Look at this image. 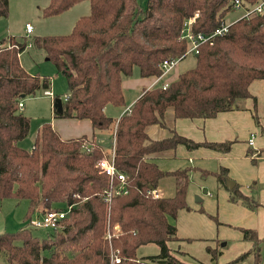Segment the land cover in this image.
Here are the masks:
<instances>
[{
	"label": "trees",
	"instance_id": "trees-1",
	"mask_svg": "<svg viewBox=\"0 0 264 264\" xmlns=\"http://www.w3.org/2000/svg\"><path fill=\"white\" fill-rule=\"evenodd\" d=\"M82 1L86 0H49L41 15H59ZM87 1L89 13L78 17L69 33L33 36L31 40L9 35L0 41V199L27 201L24 224L0 234V252L9 264H203L168 245L180 240L171 219L179 210L189 209L186 193L192 168L162 170L149 155L177 145L225 153L236 139L195 141L173 131L167 138L153 140L146 129L153 124L164 127L167 109L174 118L205 119L241 109L239 104L247 98L255 101L249 85L264 81V13H251L229 23L227 31L216 35L211 44L199 45L192 67L168 81L164 89L160 83L144 88L129 110L115 118L105 109L125 106L121 82L132 75L134 67L140 77H160L164 60L186 55L188 42L182 30L187 20L193 17L189 24L193 34H209L224 23L235 0ZM238 1L248 8L260 0ZM8 7V0H0V17L7 16ZM27 46L42 48L66 80V99L61 98L60 113L52 108L54 117L89 119L91 139L85 135L63 139L45 121L30 148L18 145L30 128V117L19 103L49 87L47 76L30 74L20 63L19 55ZM252 116L258 125L255 109ZM102 130L113 134V163L126 177V192L112 194L109 200L105 191L111 187L110 179L98 167L105 151L95 140V131ZM246 154L256 162L251 148ZM213 174L225 185L226 167ZM167 176L174 179V194L154 197L152 191ZM117 182L114 179L112 184ZM228 196L231 202L241 201L252 210L261 206L235 182ZM65 205L70 210L61 229L50 230L41 238L31 232L27 221L40 207L61 209ZM239 229L252 246L219 263V246L225 243L213 239L215 247L205 248L209 264L246 260L261 264L263 238L254 228ZM147 244L157 245L159 251L140 259L137 250Z\"/></svg>",
	"mask_w": 264,
	"mask_h": 264
},
{
	"label": "crops",
	"instance_id": "crops-1",
	"mask_svg": "<svg viewBox=\"0 0 264 264\" xmlns=\"http://www.w3.org/2000/svg\"><path fill=\"white\" fill-rule=\"evenodd\" d=\"M243 13L244 12H241L237 19L242 17ZM32 32L33 29L30 33ZM28 47L29 46H27V48ZM186 55L179 59L175 66L160 78L140 77L138 69L134 68L132 75L130 77L123 78L121 82L125 106L122 109L108 106L105 109L106 113L115 118L119 117L124 112V110L130 107L132 103L141 95L144 88H150L153 85L159 83L162 84L175 79L181 72L177 65L182 59L186 57ZM22 66L24 67L23 64ZM28 72L30 74H37L30 71ZM249 91L255 97V101L252 97L247 98L245 100V108L219 112L216 116L205 119L174 118L173 111L167 109L164 113V127L158 124H153L146 129L148 136L153 140L167 138L172 135L173 131L195 141H224L236 139V141L232 144L231 149L225 153L207 147H198L188 150L183 145H177L175 148L165 149L163 151L154 152L149 155V159L156 163L162 170H174L177 168L191 167V171H194L195 174L199 173L201 175L200 178L203 179L204 182L211 181L214 184V188L217 190V195L219 198L215 217L221 223L217 226L216 239L218 238L219 240L228 241V245L224 248V250H222L221 255L218 257L219 263H223L234 258L252 246L251 241L244 240L242 238V233L239 227L254 228L257 231L259 237L263 238L264 241V152L261 151L264 149V81L254 80L249 85ZM26 104H23L24 108ZM52 108L53 106L51 109L48 108L51 110V116L47 114L38 115L39 111H37L36 114L31 115V121L34 120V125H36L35 135L39 126L48 120L52 127L63 139L77 138L82 135H85L88 139L92 138L93 127L89 119L54 117ZM254 109L259 118L258 125L254 122L252 117V111ZM29 132L30 135L33 133L31 130V123L28 134ZM106 132L107 131L105 130L95 131V140L102 147L104 146L102 145V134L108 136V132ZM111 135L112 136L109 139V151H111L113 145V134ZM250 137L252 138L251 145L248 143V138ZM25 146L26 145L24 144L23 148H28ZM248 148H251L253 153L252 157H255L256 160H258L255 166L252 162L249 163L250 156L245 155V152ZM259 152L261 153L260 156H256V153L259 154ZM221 166H224L228 169V176L235 183L237 182V184L240 186V189L245 194L250 195L253 191H251L250 187H248L250 183H252V185L255 187V185H257L259 182L263 189H259L256 192L261 196V206L255 210H251L244 206L241 201L231 202L228 196V189L225 186V188H223V185L217 186L215 175L213 174V172L217 171ZM166 178L172 177L167 176L160 179L156 191L162 196H172L175 191L174 179L172 178L173 186H170V188L165 191L161 181ZM255 190L256 188L254 191ZM207 195L211 196V193H207ZM197 198L199 201L202 200L200 197L196 196V200ZM219 202H222V204L220 205ZM221 208L224 212H220ZM16 228L17 227L13 229L16 230ZM179 238L182 241L183 238L186 239L188 237ZM180 240L170 241L168 245L172 249H179L190 254V252L187 250L180 249ZM204 240L210 242L212 241L211 243H214L213 238H205ZM229 240L232 242L230 243ZM210 246L213 247L212 245ZM209 259L210 258L207 257L208 261L198 260L203 264H209ZM240 264L248 263L243 261ZM261 264H264L263 257Z\"/></svg>",
	"mask_w": 264,
	"mask_h": 264
},
{
	"label": "rangeland",
	"instance_id": "rangeland-1",
	"mask_svg": "<svg viewBox=\"0 0 264 264\" xmlns=\"http://www.w3.org/2000/svg\"><path fill=\"white\" fill-rule=\"evenodd\" d=\"M48 2L49 0H8V14L6 17H0V41L2 40V38H6L9 35L16 36L18 39L27 38L28 40H31L33 36L66 34L70 32L75 20L78 17L88 14L90 11L89 2L86 0L75 4L59 15L42 17L41 8L47 5ZM241 12H244L243 8H233L224 16V23H231L232 21L237 19ZM27 22L32 26V33H27L25 30V24ZM19 59L28 71L37 73L40 77L47 76L49 78V86L55 95L54 98L64 97L67 91L66 80L63 75L58 72L56 73L57 70L55 66L50 61L46 60L45 52L42 48L29 46L24 52H22ZM194 64V53L189 52L187 53L186 57L178 63L177 66L180 68V71H184L192 67ZM134 68L137 69V67ZM52 100V98L43 94V89H40L35 92L34 95L24 97L22 99V103L27 104L25 108L23 107V104V108H19L30 117L31 121V115L36 114L37 111H39L38 115L47 114L51 116L50 109L52 107ZM239 106L241 107V109L245 108V100L241 102ZM30 123L33 133L30 135L29 132V134H27L24 139L20 140L18 142L19 146L24 147L25 144V147H31V142L33 141V137L35 136L36 125H34V120H32ZM107 132L108 136L102 134V145H104V149H107L104 150V157L106 158L111 156V151H109V139L112 136L111 131ZM84 145L87 146L86 143H84ZM245 155L249 156L246 154V152ZM251 162L252 161L250 157L249 163ZM257 162L258 160H256L255 163H252L255 166ZM200 177L201 175L199 173L195 174L194 171H191L189 175L186 195V203L190 209L179 210L176 214V217L174 219H171V221L176 226V234L178 237H188L186 239L183 238L182 241H179L181 247L180 249L187 250L188 252H190V255H193L199 260L208 261L207 257L210 258V255L207 253L205 248L207 244H210L213 247L215 246V242L218 239H216L217 226L221 224L215 217L219 198L217 195V190H215L214 188V184L211 181L204 182ZM230 180L232 179L227 176L225 185L230 184ZM215 181L217 183V186H222V184L218 183L216 177ZM161 184H163V189L167 191L170 186H173V179H163L161 181ZM225 185H223L222 187L225 188ZM248 187H250L251 191L253 190V193L250 191L253 197L261 202V196L256 192L259 189H263L261 184L258 182L254 187L252 183H250ZM255 188L256 190L254 191ZM207 193H211V196L207 195ZM196 196L200 197L202 200H196ZM219 204L221 205L222 202H219ZM26 207V200L18 201L13 198L0 199V234L5 231H14L15 229L13 228H18V226L24 224L23 218ZM41 208L43 207H40L38 211H41ZM220 212H224L222 208ZM31 232L41 238L45 237V235L50 232V229L31 226ZM189 238L191 240H187ZM205 238H213L216 240H214V243H211L212 241H206L204 240ZM222 241L224 242H221V244L225 243V245H221L219 247L221 248V250H224V248L228 245V241ZM229 242L231 243L232 241L229 240ZM158 251L159 249L157 245L147 244L142 245L138 248L137 255L140 257V259L145 260L147 255L155 254ZM261 253L262 257L264 258V241L261 242ZM184 259L187 260V258L185 257ZM245 262L248 263V260H246ZM0 263L9 264L4 252H0ZM144 264L151 263L144 262Z\"/></svg>",
	"mask_w": 264,
	"mask_h": 264
},
{
	"label": "built area",
	"instance_id": "built-area-1",
	"mask_svg": "<svg viewBox=\"0 0 264 264\" xmlns=\"http://www.w3.org/2000/svg\"><path fill=\"white\" fill-rule=\"evenodd\" d=\"M233 6H234V8H243L244 13H243L242 17L248 16L251 13H258V14L264 13V0H260L259 2H257L256 4H254L248 8L241 6L240 2L238 0H235ZM195 16H196V14H195ZM192 20H193V17L188 19L187 22L185 23V27L182 30V32H183L182 35H183V37H185L187 39V42H188V48H187L186 54L189 52H193L194 54H196L198 52L199 45L204 43V42H208L209 44H211L213 38L216 35H221V34L225 33L227 31V27L229 25V24L223 23L221 26L217 27L216 29H214L209 34H202V33L193 34L189 30V24L192 22ZM25 30L27 33H30L32 31V26L29 23H26L25 24ZM178 60H179V58H175V59H171V60H164L161 64L163 71H162L160 77L164 76L170 69H172ZM160 85L164 89L167 87L168 81L164 82ZM43 92L45 95L54 99V94H53L50 86L43 89ZM63 98L66 99V95H64ZM19 107L20 108L22 107V102L19 103ZM126 110H129V107L126 108L124 110V112ZM248 143H249V145L252 144V138L251 137L248 138ZM83 147L86 150H90L89 146L83 145ZM98 167L100 168L102 173L108 175V177L110 179V186L111 187L105 191V194H106L105 199L106 200H109L112 194H119V193H125L126 192V188H125L126 177L122 172H120L119 170L116 169V167L113 163V156L112 155L108 158L102 157L98 161ZM114 179L118 180L116 185L112 184V181ZM152 193H153L154 197L159 196V194L156 190H153ZM69 210H70L69 205H67V206L65 205V207H63L61 209H57V208L44 209V210L38 211L34 216H32L27 221V224L29 226H32V227H44V228H48L50 230L61 229L63 227L62 220ZM117 228H118V226L115 227V229H117ZM107 236L109 237V235H107ZM115 261L119 262V259L115 258Z\"/></svg>",
	"mask_w": 264,
	"mask_h": 264
},
{
	"label": "water",
	"instance_id": "water-1",
	"mask_svg": "<svg viewBox=\"0 0 264 264\" xmlns=\"http://www.w3.org/2000/svg\"><path fill=\"white\" fill-rule=\"evenodd\" d=\"M52 106L56 110V112L60 113L62 111V100H61V98H59V97L54 98ZM230 181H231L230 184L225 185L228 190L231 189V187L234 184V181H232V180H230ZM197 200H199V199L197 198Z\"/></svg>",
	"mask_w": 264,
	"mask_h": 264
},
{
	"label": "bare ground",
	"instance_id": "bare-ground-1",
	"mask_svg": "<svg viewBox=\"0 0 264 264\" xmlns=\"http://www.w3.org/2000/svg\"><path fill=\"white\" fill-rule=\"evenodd\" d=\"M161 84V83H160Z\"/></svg>",
	"mask_w": 264,
	"mask_h": 264
}]
</instances>
